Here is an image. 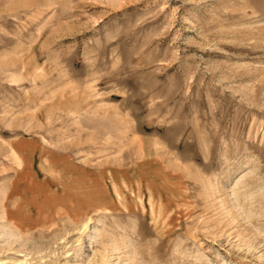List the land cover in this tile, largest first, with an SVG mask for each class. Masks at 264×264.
<instances>
[{"label":"rangeland","instance_id":"rangeland-1","mask_svg":"<svg viewBox=\"0 0 264 264\" xmlns=\"http://www.w3.org/2000/svg\"><path fill=\"white\" fill-rule=\"evenodd\" d=\"M0 264H264V0H0Z\"/></svg>","mask_w":264,"mask_h":264}]
</instances>
